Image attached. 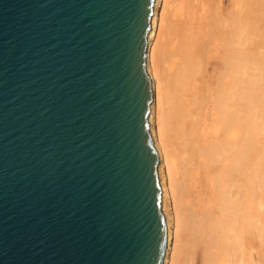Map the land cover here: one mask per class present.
<instances>
[{
    "label": "water",
    "instance_id": "1",
    "mask_svg": "<svg viewBox=\"0 0 264 264\" xmlns=\"http://www.w3.org/2000/svg\"><path fill=\"white\" fill-rule=\"evenodd\" d=\"M155 0H0V264H163Z\"/></svg>",
    "mask_w": 264,
    "mask_h": 264
},
{
    "label": "bare ground",
    "instance_id": "2",
    "mask_svg": "<svg viewBox=\"0 0 264 264\" xmlns=\"http://www.w3.org/2000/svg\"><path fill=\"white\" fill-rule=\"evenodd\" d=\"M258 5L155 0L146 72L167 229L163 264H197L199 254L201 264H264L263 146L257 147L264 141V91L249 73L264 67Z\"/></svg>",
    "mask_w": 264,
    "mask_h": 264
},
{
    "label": "rangeland",
    "instance_id": "3",
    "mask_svg": "<svg viewBox=\"0 0 264 264\" xmlns=\"http://www.w3.org/2000/svg\"><path fill=\"white\" fill-rule=\"evenodd\" d=\"M259 4L260 5H258L257 6V10H258V12L257 13H255L256 15H257V19H260V20H257V21H260V24H261V26H259L258 28H260V27H262L261 29H263V30H261L262 32H261V34L259 35L258 33V36H257V39H260V42H258V51H260V53H262L260 56H259V61L260 62H262V65L264 66V49H263V47H264V0H259ZM161 6L159 7V9H158V13H160V11H161ZM259 15V16H258ZM259 17V18H258ZM258 23V22H257ZM258 25H259V23H258ZM258 32H259V29H258ZM260 33V32H259ZM261 35H262V37H263V39H262V37H261ZM261 40H262V42H261ZM259 41V40H258ZM260 44H262V45H260ZM262 46V48H260V47ZM262 57V58H261ZM254 68V67H253ZM253 68H251V69H249V73H251V75H253V76H257V78H255L254 80H256L257 82H259V83H257L256 82V84H257V88L258 89H260L261 91H264V71H262V70H264V67H263V69L259 72V71H257L256 70V68H255V71H254V69ZM259 72V73H258ZM259 74V75H258ZM259 77V78H258ZM261 78V79H260ZM260 85V86H259ZM261 86H263V87H261ZM255 106L253 107L254 109H252V110H255V108H256V106H257V104L255 103L254 104ZM257 110V109H256ZM250 113V112H249ZM248 113V114H249ZM251 113H253V112H251ZM264 117V115H262V118ZM261 118V121L259 122L260 124H261V126L264 124V118L262 119ZM263 121V123H261ZM261 131V130H260ZM264 129L262 130V132H261V134H259V135H261L262 136V138L264 137ZM260 136V137H261ZM260 139V141L261 140H264V138L263 139ZM258 144H256V146H257ZM262 146H263V149H262ZM257 147H259L258 149H262V150H260V154L262 155V153H263V156H262V158H261V162L263 163L262 164V166H261V175H264V170H262V169H264V168H262V167H264V152H262L263 150H264V141H263V144H262V141H261V144L259 145V146H257ZM257 149V148H256ZM260 155V156H261ZM157 168H158V166H157ZM162 171H164L163 173V175H165V177H166V173H165V169H163ZM158 172V171H157ZM263 172V173H262ZM157 175H158V173H157ZM262 178H263V176H262ZM165 179V178H164ZM263 181L262 182H264V178L262 179ZM165 182H166V179H165ZM168 204V207L170 208L171 207V203L170 202H167ZM171 230L172 231H174V224H171ZM171 247H172V245H171ZM171 256V253H169V255H168V260L171 258L170 257ZM200 260V261H199ZM197 264H201V258H200V254H199V258H198V261H197Z\"/></svg>",
    "mask_w": 264,
    "mask_h": 264
}]
</instances>
